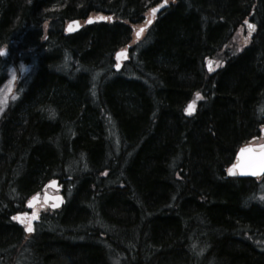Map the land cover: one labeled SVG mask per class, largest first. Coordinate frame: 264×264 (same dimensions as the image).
<instances>
[{
  "label": "trees",
  "instance_id": "obj_1",
  "mask_svg": "<svg viewBox=\"0 0 264 264\" xmlns=\"http://www.w3.org/2000/svg\"><path fill=\"white\" fill-rule=\"evenodd\" d=\"M159 2L0 0V264H264V173H225L264 139V0H166L134 39Z\"/></svg>",
  "mask_w": 264,
  "mask_h": 264
},
{
  "label": "water",
  "instance_id": "obj_2",
  "mask_svg": "<svg viewBox=\"0 0 264 264\" xmlns=\"http://www.w3.org/2000/svg\"><path fill=\"white\" fill-rule=\"evenodd\" d=\"M167 2L166 0H161L158 4L151 7L149 9V16L147 21L141 25L135 32V38L139 39L143 33V31L152 23L153 19L161 12L164 8H166ZM155 8L156 12H151V9ZM252 15V14H251ZM251 15L247 18L245 21V28L249 33H253L255 26L254 24L249 21L251 18ZM103 16L102 14L89 16L85 21L84 24H91L93 22H99V21H106L107 19H101ZM151 21V23H148V21ZM75 22V23H74ZM249 25H253V28H249ZM82 27V24L80 23L79 19H73L69 20L65 24V32L68 34H73L77 31H79ZM143 29L142 32H140L139 37H137L136 33L140 29ZM71 29V30H69ZM128 47L120 48L118 49L114 54V60L115 64L113 66V69L115 71H119L122 67V64L124 61L128 59ZM119 65V67H117ZM214 65V60L209 58L205 62L206 70L211 71ZM193 105V108L190 112L186 111V108H188L189 104ZM197 108V103L194 100H190L184 107L183 113L186 117L191 116L195 113ZM261 133L264 137V128H262ZM264 160V140L257 142V143H246L239 147L237 150L235 157L233 161L227 166L225 173L228 177H234V178H241V177H252L256 178L261 176L264 173V170H261L259 167L260 162ZM232 169V172H229V169ZM255 172V174H253ZM47 188L49 190L43 191L41 194L36 193L32 195L27 201H26V207L28 210H31L36 205L40 204L41 206H48L50 209L55 210L59 209L63 202L64 198L60 190V185H58V181L56 179L50 180L47 183ZM52 191H55V193H52ZM52 205H57V207H53ZM18 219H15L16 222L19 225L25 224L29 220L31 221V224L33 226V223L36 221V219H30V213L28 214H17ZM15 216V217H16ZM23 221V223H21ZM27 232V231H26Z\"/></svg>",
  "mask_w": 264,
  "mask_h": 264
},
{
  "label": "rangeland",
  "instance_id": "obj_3",
  "mask_svg": "<svg viewBox=\"0 0 264 264\" xmlns=\"http://www.w3.org/2000/svg\"><path fill=\"white\" fill-rule=\"evenodd\" d=\"M249 38H251V33H249L247 31V29L245 28V25L239 27L237 32H236V37H235V42L237 44L236 48L241 49L244 45H246L248 43ZM245 41H247V42H245ZM11 81L12 80L9 79L2 86H0V103H2L7 98V96L11 93V87H10ZM46 208L47 207H43L40 204L36 205L31 210V218H32V214L34 212L37 214L36 215V218H37L38 215L41 213V210H44ZM27 223H26V225H27ZM26 225H24L25 228H26Z\"/></svg>",
  "mask_w": 264,
  "mask_h": 264
},
{
  "label": "snow or ice",
  "instance_id": "obj_4",
  "mask_svg": "<svg viewBox=\"0 0 264 264\" xmlns=\"http://www.w3.org/2000/svg\"><path fill=\"white\" fill-rule=\"evenodd\" d=\"M151 12L155 13V12H156V9H155V8L151 9ZM101 19H111V17H101ZM74 23H75V22H74ZM148 23H151V21L149 20ZM253 27H254L253 25H249V28H250V29L253 28ZM69 30H71V29H69ZM142 31H143L142 28H141L139 31H137V33H136L137 37H139L140 32H142ZM245 42H247V41H245ZM0 54H2V52H0ZM117 67H119V65H117ZM196 95H197V97L199 98V95H200V94L197 93ZM192 108H193V105L190 103L189 106H188V108H186V111L190 112V111L192 110ZM259 167H260L261 170H264V160H262V161L260 162ZM228 171H229V172H232V169L230 168ZM253 174H255V172H254ZM52 206H53V207H57V205H52ZM36 215H37V214L34 212V213L32 214V219L36 218ZM18 218H19L18 216L13 217L14 220H15V219H18ZM21 223H23V221H21ZM25 230H26L27 232H29V233H31V232L33 231L32 224H31V221H30V220H29V222L27 223Z\"/></svg>",
  "mask_w": 264,
  "mask_h": 264
},
{
  "label": "bare ground",
  "instance_id": "obj_5",
  "mask_svg": "<svg viewBox=\"0 0 264 264\" xmlns=\"http://www.w3.org/2000/svg\"><path fill=\"white\" fill-rule=\"evenodd\" d=\"M188 103V102H187Z\"/></svg>",
  "mask_w": 264,
  "mask_h": 264
}]
</instances>
